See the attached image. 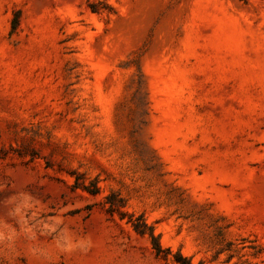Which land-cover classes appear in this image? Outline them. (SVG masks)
<instances>
[{"label":"rangeland","instance_id":"1","mask_svg":"<svg viewBox=\"0 0 264 264\" xmlns=\"http://www.w3.org/2000/svg\"><path fill=\"white\" fill-rule=\"evenodd\" d=\"M107 3L0 0V264H264V0Z\"/></svg>","mask_w":264,"mask_h":264},{"label":"trees","instance_id":"2","mask_svg":"<svg viewBox=\"0 0 264 264\" xmlns=\"http://www.w3.org/2000/svg\"><path fill=\"white\" fill-rule=\"evenodd\" d=\"M89 2V8L93 13L96 14H112L114 12V9L108 5L107 0H88ZM15 29V27H14ZM85 192L89 193L92 196H97L100 194V188L97 185L92 186H83L81 187ZM112 197L114 195L107 197L106 204L109 205L108 212L111 214L118 213L121 216V219H124V213L120 210L122 205H118L113 201ZM130 224H132L134 230L143 236H148L152 247L158 257H162L164 259H168L169 255L171 254V251L169 249H164L159 241V237L155 234L152 227H150L142 217H138L135 219L134 215L130 217V220L128 221ZM233 257H230V261ZM175 262L177 264H192L191 260L187 257H184L181 253L175 256ZM237 264H250L248 262H241Z\"/></svg>","mask_w":264,"mask_h":264}]
</instances>
